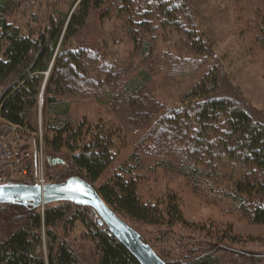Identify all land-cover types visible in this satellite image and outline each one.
I'll use <instances>...</instances> for the list:
<instances>
[{
  "label": "trees",
  "instance_id": "16d2710c",
  "mask_svg": "<svg viewBox=\"0 0 264 264\" xmlns=\"http://www.w3.org/2000/svg\"><path fill=\"white\" fill-rule=\"evenodd\" d=\"M258 1L264 4V0ZM7 2L0 0V138L14 127L21 149L37 145L35 112L41 95L42 145L49 154L61 155L66 164L55 181L79 176L119 216L136 223L189 224L173 195L164 206L139 198L132 166L128 162L115 165L117 153L112 147L119 137L116 129L72 115L73 103L92 98L114 111L127 130L146 128L147 136L157 127L160 140L155 142L153 153L179 161L190 182L204 176L226 182L229 186L224 194L232 199L238 214L253 224H264V120L250 114L236 92H224L218 76H211L208 68L182 94V105L157 114L150 79L127 83L123 79L126 72L105 60L98 50L102 46L99 38L86 45L82 36L89 33L95 16L121 17L132 52L135 56L144 53V59L153 52L154 31L169 24L184 33L192 53L205 54L206 44L188 27L190 14L184 0H71L73 9L50 13L36 37L24 34L9 21ZM181 61L185 69L191 67L189 60ZM178 70L175 74L184 75ZM130 157L138 159L139 154ZM225 167L227 172L222 171ZM87 212V207L67 202L46 204L43 210L0 203V264H139L112 235L95 228ZM77 221L91 242V261L67 238ZM235 239L226 238L229 245ZM218 240L204 244L201 253L189 254L181 261L164 260L151 248L166 264H227L220 254L229 248ZM42 247L44 251L38 253Z\"/></svg>",
  "mask_w": 264,
  "mask_h": 264
},
{
  "label": "rangeland",
  "instance_id": "374dc122",
  "mask_svg": "<svg viewBox=\"0 0 264 264\" xmlns=\"http://www.w3.org/2000/svg\"><path fill=\"white\" fill-rule=\"evenodd\" d=\"M184 1L190 14L188 27L194 28L196 36L206 44L205 54L192 53L191 48L187 47L184 33L173 25L164 24L154 31L153 52L144 59V53L135 56L133 44L124 36L121 17L92 18L89 33L82 35L85 36V44L89 45L99 38L102 46L98 50L105 60H111L112 65L126 72L123 79L127 83H143L149 78L153 83L152 95L155 97L157 114L182 105V94L208 68L211 76H218L224 92L229 91L232 95L236 92L235 96L244 108L256 118L264 120V39L263 44L258 41L264 37V4L258 0ZM70 2L8 0L6 14L9 21L24 34L36 37L46 25L50 13L59 8L65 12L73 9ZM98 32L99 36L94 37ZM181 59L189 60L191 67L185 69L187 66L183 67ZM176 70L184 75L175 74ZM46 72L43 83L48 77ZM71 110L75 118L85 116L91 122L117 130L119 137L112 147L117 153L115 165L128 162L132 166L138 180L137 193L143 202L163 203L164 206L170 195L178 202L182 218L189 224L150 226L119 216L134 227L160 257L168 261H181L189 254L201 253L204 244L217 243L221 238V244L229 248V251L224 250L220 254L227 264H264V224H253L238 214L232 199L224 194L229 184L206 176L198 182H190L182 174L179 161L168 160L161 152L153 153L157 146L155 142L160 138L157 127L152 135L147 136L144 134L146 128L127 130L114 111L106 105H98L92 98L73 103ZM35 122L36 136L41 135L43 142L40 106L35 112ZM43 146L48 181H64V178L55 181L66 168L62 156L49 154L44 143ZM132 154H139V158L133 159L135 157H130ZM57 159H62L63 163L58 164ZM227 170L225 167L222 171ZM49 175L53 176L52 180ZM238 175H234L235 178ZM87 216L90 220L89 211ZM84 234V226L77 221L68 230L67 238L78 246L80 255H87L91 261L94 253L91 252L90 240ZM232 236L236 241L229 245L226 238ZM43 251V247L37 249L38 253Z\"/></svg>",
  "mask_w": 264,
  "mask_h": 264
},
{
  "label": "water",
  "instance_id": "95a60500",
  "mask_svg": "<svg viewBox=\"0 0 264 264\" xmlns=\"http://www.w3.org/2000/svg\"><path fill=\"white\" fill-rule=\"evenodd\" d=\"M48 72L49 70L46 75ZM41 102L42 96L40 95V105ZM56 202L93 208L100 216V223L108 227L112 236L129 251L139 264H166L142 236L107 205L97 190L79 176H70L64 181L51 182L42 186L21 183L0 185V203L42 207Z\"/></svg>",
  "mask_w": 264,
  "mask_h": 264
},
{
  "label": "built area",
  "instance_id": "2783aa9c",
  "mask_svg": "<svg viewBox=\"0 0 264 264\" xmlns=\"http://www.w3.org/2000/svg\"><path fill=\"white\" fill-rule=\"evenodd\" d=\"M9 183L40 186L48 183L45 172V155L40 139L33 150L21 149L14 128L0 138V185ZM88 211L93 226L111 236L108 228L104 224H99L100 217L97 212L92 208Z\"/></svg>",
  "mask_w": 264,
  "mask_h": 264
}]
</instances>
